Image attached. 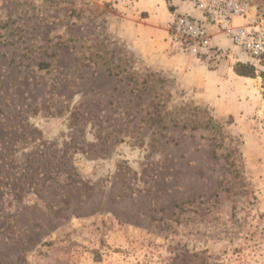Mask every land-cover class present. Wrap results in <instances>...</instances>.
<instances>
[{
	"label": "rangeland",
	"instance_id": "374dc122",
	"mask_svg": "<svg viewBox=\"0 0 264 264\" xmlns=\"http://www.w3.org/2000/svg\"><path fill=\"white\" fill-rule=\"evenodd\" d=\"M117 11L0 0V264H264V65L203 97Z\"/></svg>",
	"mask_w": 264,
	"mask_h": 264
},
{
	"label": "crops",
	"instance_id": "0c3cea01",
	"mask_svg": "<svg viewBox=\"0 0 264 264\" xmlns=\"http://www.w3.org/2000/svg\"><path fill=\"white\" fill-rule=\"evenodd\" d=\"M112 3L117 12L114 14V24L125 31V37L140 49L148 62L156 65L163 73L179 76L190 83L203 97L211 98L216 82L232 80L238 85L247 80L256 81L257 77H243L235 74L232 65L238 60H244L243 52L232 45L231 41L221 33L212 30L210 41L213 47L226 53L229 63L226 81L221 72L222 62L217 68H210L209 61L200 55L188 53L178 48H171L168 38V24L173 15L184 13L201 18V11L188 0H99ZM213 84V85H212ZM215 91V90H214Z\"/></svg>",
	"mask_w": 264,
	"mask_h": 264
},
{
	"label": "built area",
	"instance_id": "2783aa9c",
	"mask_svg": "<svg viewBox=\"0 0 264 264\" xmlns=\"http://www.w3.org/2000/svg\"><path fill=\"white\" fill-rule=\"evenodd\" d=\"M201 18L173 15L168 24L171 48L219 60L226 53L213 47L212 30L226 36L239 50L258 62L264 56V2L259 0H188Z\"/></svg>",
	"mask_w": 264,
	"mask_h": 264
},
{
	"label": "trees",
	"instance_id": "16d2710c",
	"mask_svg": "<svg viewBox=\"0 0 264 264\" xmlns=\"http://www.w3.org/2000/svg\"><path fill=\"white\" fill-rule=\"evenodd\" d=\"M259 64L264 65V56L259 58ZM235 74L243 77H254L257 69L253 64L237 62L233 66ZM213 258L206 251H192L185 247H180L172 257L170 264H212Z\"/></svg>",
	"mask_w": 264,
	"mask_h": 264
}]
</instances>
